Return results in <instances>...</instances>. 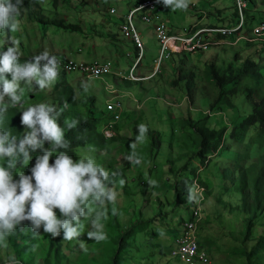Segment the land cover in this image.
<instances>
[{
    "label": "rangeland",
    "instance_id": "rangeland-1",
    "mask_svg": "<svg viewBox=\"0 0 264 264\" xmlns=\"http://www.w3.org/2000/svg\"><path fill=\"white\" fill-rule=\"evenodd\" d=\"M144 1L37 0L29 9H22L19 31L10 34L19 41L21 62L48 52L59 64L70 59L114 64L113 73L102 78L87 79L81 73H66L59 68L58 79L49 89L22 86L25 107L46 102L62 108L67 103L61 124L65 118L89 123L93 130L83 132L87 144L75 152L88 151L114 173L118 215H111L113 205H106L107 239L101 242L87 238L86 222L80 237L73 240L53 239L43 232L33 236L25 223L23 231L18 228L0 245V264H9L10 257L17 264H112L119 237L128 230L130 236L118 264H185L173 252L174 240L182 221L192 219L194 203L199 201L196 179L206 189L200 205L203 215L196 219V235L212 254L210 264H264V215L258 212L247 235L249 215L239 210L245 184L237 170H230L233 162L244 156L249 158L242 160L240 167H251L264 155V147L257 144L255 130L247 132L240 144L229 139L241 124L238 117L250 113L251 108L243 92L231 95L234 86L220 90L209 75L211 67L232 74L247 59L263 64L264 44L253 41L251 30L246 32L247 39L241 40L211 34L223 43L205 52H183L161 60L162 45L155 26L138 20L146 47V54L138 61L136 45L124 37L120 26L131 8ZM112 8L117 9L116 15L111 14ZM248 9L254 14L249 16L255 17L252 26L264 21V0H248ZM237 15L236 0H190L185 10L164 8L161 18L176 34L191 28H230L238 24ZM54 21L81 30L74 32L50 24ZM130 72L135 80L128 78ZM91 98L95 99L94 106ZM110 101L119 105L121 118L115 126L118 136L104 140L101 134L110 118L103 113ZM20 110L10 108L0 126L22 134ZM200 118L209 128L218 126L221 119L226 128L224 147L205 161L197 158L198 138L191 126ZM139 124L146 125L148 131L144 141L132 149L130 143ZM150 131L162 141L160 148H151ZM133 150L139 164L125 159ZM31 165L30 160L22 171L27 173ZM225 172L230 175L225 177ZM227 177L233 180L226 182ZM120 179L125 181L123 186L118 183Z\"/></svg>",
    "mask_w": 264,
    "mask_h": 264
},
{
    "label": "clouds",
    "instance_id": "clouds-1",
    "mask_svg": "<svg viewBox=\"0 0 264 264\" xmlns=\"http://www.w3.org/2000/svg\"><path fill=\"white\" fill-rule=\"evenodd\" d=\"M24 3L25 0H0V120L10 108H20L23 129L16 135L0 126V245L18 228L23 230L25 223L33 236L43 232L53 239L73 240L80 237L86 222L87 238L101 242L107 239L106 205H113L111 215H118L114 173L88 151H76L74 158L61 150L69 147L65 131L78 124L77 118H65L61 124L67 103L62 108L46 102L24 106L23 86L43 91L56 83L59 74V61L48 52L21 62L19 41L10 34L19 31L18 18ZM157 3L171 10H185L190 0ZM83 87L87 91V85ZM147 131L146 125H137L130 148L142 143ZM125 159L140 163L134 150ZM30 160L32 165L25 173L22 169ZM118 183L123 186L125 181L120 179ZM9 264H17L14 257L9 258Z\"/></svg>",
    "mask_w": 264,
    "mask_h": 264
},
{
    "label": "trees",
    "instance_id": "trees-1",
    "mask_svg": "<svg viewBox=\"0 0 264 264\" xmlns=\"http://www.w3.org/2000/svg\"><path fill=\"white\" fill-rule=\"evenodd\" d=\"M37 0H25L24 6L22 9H29L31 4L36 2ZM55 3H58L60 0H53ZM252 2V0H250ZM252 10L247 9V17L249 19L248 23L251 24L254 20V16H249L250 13H252ZM238 13V12H237ZM253 14V13H252ZM254 15V14H253ZM239 18V14L237 15ZM124 23L125 18L122 20ZM54 26L67 29V30H73L74 32L76 30H81L78 27L73 26H67L64 22H52L50 23ZM133 42V41H132ZM134 43V42H133ZM134 45H136L134 43ZM136 50L138 51V47L136 46ZM213 77V79L216 82V85L220 90L230 88L231 95H236L238 92H243V94L246 96V101L249 104L251 108V112L247 113L245 115H241L238 118L241 117V124H238L236 129L232 130L230 133V140L234 144H240V142H243L246 136V133L255 130L256 134V142L257 144H260L261 147H264V63H257L255 60L247 59L240 63V67L237 68L232 74L228 72H220L216 70L215 67L210 68V73ZM221 97V96H220ZM95 99H90V104H93L94 106ZM91 114L93 113V109L89 111ZM104 115L107 114L103 113ZM222 116V115H221ZM220 116V117H221ZM243 119V120H242ZM94 120V119H93ZM206 123L203 121L197 122L196 124H191L194 134L197 136V145H199V151L197 153V158L202 159L203 161L208 158V156H217L219 151L222 150L224 147V137L226 133V128L223 127V122L221 119H218V126L214 128H218V130H215L214 128H209ZM92 131L93 129L89 125V123H79L74 128L69 129L65 133V138L69 142V147L67 149H61L64 151H67L70 155H72L74 158L76 157L75 149L86 145L85 137H83V132ZM117 132V131H116ZM102 138L104 140H110L114 137L118 136V133L116 136L112 138H106L104 134L102 133ZM150 136H152V142H151V148H160L162 141L157 140L155 137V133L150 131ZM47 148V147H46ZM39 151V150H38ZM35 156V153L33 154ZM210 158V157H209ZM249 157H239L236 159L235 162H233L234 165H231L230 170L234 169L238 171V178L241 179L244 184L245 188L243 189V198L240 206V208L243 209L244 212H246L247 215H249V218H247L246 222V234L249 235L251 228L254 225L253 218H256V216L259 213H262L264 215V155L258 158L255 162L252 163L251 167H240V162L242 160H247ZM227 174L230 175L229 172H225L224 176L226 177ZM231 178L228 179L226 182H230ZM196 183L201 186L204 189V198L206 196V189L204 186H202L200 183H198V180L196 179ZM179 226L178 233H176V236L180 232V228L183 226V222ZM21 230V228H19ZM199 229V226L196 229V234ZM24 230V226H23ZM21 230V231H23ZM131 230L126 231L124 234H121L119 237V243L118 247L116 248V251L114 253L112 264H118V257L120 253L125 249V243L127 238L130 236ZM175 236V237H176ZM197 236V235H196ZM198 239V238H197ZM199 242V241H198ZM199 244L205 248L200 242ZM211 258L212 262V254L208 250V248H205ZM252 255V254H251ZM185 263V262H184ZM186 264V263H185ZM203 264V263H200Z\"/></svg>",
    "mask_w": 264,
    "mask_h": 264
},
{
    "label": "built area",
    "instance_id": "built-area-1",
    "mask_svg": "<svg viewBox=\"0 0 264 264\" xmlns=\"http://www.w3.org/2000/svg\"><path fill=\"white\" fill-rule=\"evenodd\" d=\"M164 8L162 4L157 3V0H146L136 7H132L124 17L125 22L121 24L120 30L126 39L133 41L138 47V61L146 54V47L137 26L138 20L145 24H153L155 26L157 38L162 45V50L160 51L161 60L168 59L172 55L182 54L183 52H205L210 47L223 43V41H221L222 43L216 41L211 34L222 37H235L237 40H241L243 38L247 39L246 32L247 30H251L253 41L264 44V21L255 26L248 23L249 19L246 13L248 0H236V8L239 14L238 24L236 26H233V24L230 28L219 27L197 31L195 28H191L190 30H184L176 34L172 33L171 28L161 18ZM111 14L116 15L117 9L112 8ZM113 66L114 64L111 61L85 62L72 59L66 61L64 64H59V68L66 73H81L87 79L102 78L104 75H109L112 73ZM130 79L135 80L136 78L134 75H131ZM118 109L119 105L111 101L106 103L107 116L110 118L103 129V134L106 138H112L117 135L115 126L121 118ZM195 186L198 189L196 193L200 198L197 203H194L195 208L192 219L183 222L179 234L175 237L174 243L176 249L173 252L186 264H210V254L199 244L196 236V229L198 227L196 225V219L203 215L200 205L201 200L204 199V189L197 183H195Z\"/></svg>",
    "mask_w": 264,
    "mask_h": 264
},
{
    "label": "bare ground",
    "instance_id": "bare-ground-1",
    "mask_svg": "<svg viewBox=\"0 0 264 264\" xmlns=\"http://www.w3.org/2000/svg\"><path fill=\"white\" fill-rule=\"evenodd\" d=\"M112 73H113V70H112ZM111 73V74H112ZM134 73L133 72H130V75L128 76V78H130L131 75H133ZM127 78V77H126ZM138 81V80H137Z\"/></svg>",
    "mask_w": 264,
    "mask_h": 264
}]
</instances>
